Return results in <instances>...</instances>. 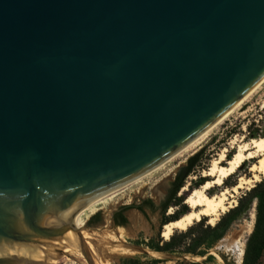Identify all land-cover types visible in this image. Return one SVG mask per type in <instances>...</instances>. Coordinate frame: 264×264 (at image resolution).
<instances>
[{
  "label": "water",
  "instance_id": "water-1",
  "mask_svg": "<svg viewBox=\"0 0 264 264\" xmlns=\"http://www.w3.org/2000/svg\"><path fill=\"white\" fill-rule=\"evenodd\" d=\"M263 76L264 0H0V264L69 259L81 210Z\"/></svg>",
  "mask_w": 264,
  "mask_h": 264
},
{
  "label": "rangeland",
  "instance_id": "rangeland-1",
  "mask_svg": "<svg viewBox=\"0 0 264 264\" xmlns=\"http://www.w3.org/2000/svg\"><path fill=\"white\" fill-rule=\"evenodd\" d=\"M261 137H264V85L247 103H245V105H243L242 109L238 110L232 117H230L221 126L218 132L214 134L208 140V142L205 143L203 147L199 150V151L201 150L204 151L203 167L205 169H202L200 170V172H196L195 174L189 176L185 182V186L181 189L178 196L187 197L189 193H191L195 188L198 187L196 184L200 180V177H205V179L207 180L213 179V177L206 176L205 173L207 170L210 169L213 161L219 158L221 152L223 153L224 150H226V156H225V165H226L229 156L230 155L233 156V154L237 151L238 145H241L242 143L243 144L248 143L250 142L251 139H258ZM190 157L180 160L175 164L173 163L163 172L158 173L155 177L148 180L147 181L148 183L146 182L145 185L142 184V185L133 186L130 189L112 198L107 199L105 203L101 204L99 206V209L97 210L98 213H101V219L98 221V223L92 225L88 224V221L95 214H97L96 212L95 214H91L89 218L86 220L85 227H88L89 230H91L92 228H96L95 231H101L107 228L108 229L110 228V230L113 231L116 229L114 232L116 234L119 233L116 235L117 237L121 234L120 228H124L125 233L123 234V239L126 244H132V245H137L136 244L137 241H142V240L149 241L151 238H157L159 235L165 240L162 234L163 220L165 217H170L175 212L177 213L181 209L180 206L172 205L165 214L162 213L160 208L157 209V211H152L149 207H145L146 214L142 213L138 209H130L126 212L128 218L127 229L126 227L123 226L116 227L111 222L112 214L114 210L119 209L123 205H130V204L139 205L142 204L143 201L146 199H152L159 207L167 199L169 195V189L172 183L174 182L180 169L185 165H187L188 159ZM250 166H251L250 161L244 163V165L235 174H233L230 178H228V180L225 181L224 187L232 188L234 185H236L239 182L242 175L246 177H251L253 173L250 171ZM199 174L201 176H199ZM261 179L263 180L264 176H262ZM163 181H165L164 182L165 184L164 186L161 187ZM260 181H258V183ZM258 183L257 182L254 183L253 186L245 185L246 186L244 187L245 189H241L240 192L236 195L235 198L236 201L233 207H230L225 213H223L214 224L216 225L228 211L238 206L240 204L241 199L244 198L245 202L248 203L244 212L241 214L240 218L232 225V227L227 232V234L210 251V254L216 256L218 264L243 263L247 240L250 234L254 230L255 221H256V208L258 203L257 199H247L249 198V196L247 197V194ZM159 186H160L159 189L161 190L159 191L160 195L158 196L155 195L153 190H155ZM220 190L221 188L217 186L211 189L209 193L210 195L218 194ZM183 204L187 205L185 202ZM187 207L190 210V207L188 205ZM182 215L184 214L182 213L181 216ZM204 218L206 224L214 226L213 224L210 223L209 217H204ZM187 230H175L173 234L185 233ZM141 246L145 247L148 250H152L143 244ZM135 254L141 255L138 252H135ZM128 255H133V254H128ZM151 255L153 254L151 253ZM222 255L224 256V258ZM153 256L159 257L157 255H153ZM186 256L188 257V259L199 258L197 260H201L200 257H192L190 255H186ZM70 258L65 259L59 264H81L74 256ZM166 260L168 264H175L178 261L173 259H166ZM119 261L114 260L112 264H118Z\"/></svg>",
  "mask_w": 264,
  "mask_h": 264
},
{
  "label": "bare ground",
  "instance_id": "bare-ground-1",
  "mask_svg": "<svg viewBox=\"0 0 264 264\" xmlns=\"http://www.w3.org/2000/svg\"><path fill=\"white\" fill-rule=\"evenodd\" d=\"M263 85L264 76L222 115L179 148L152 165L147 170L141 172L107 193L97 197L83 210H81L73 219L75 230H71L69 232L74 245L71 257L74 256L81 264H89L83 254L77 230L83 233V236L87 241L92 264H112V262L119 255L135 254L136 249L126 244L123 239V234L125 233L124 228H120L121 234L117 237L116 235L119 233L116 234L114 232L116 229L114 231L110 230V228L108 229L107 227V229L101 231H91L86 229V220L91 214H95L99 209V206L104 204L107 199L112 198L133 186L142 184L145 185L148 180L155 177L158 173L163 172L173 163L175 164L180 160L195 155L203 147V145L218 132L221 126L230 117H232L238 110L242 109L243 105H245V103H247L262 88ZM225 156L226 150H224L223 153L221 152L219 158L215 159L210 169L206 171L205 175L213 177V179L207 180L201 187L195 188L187 197L185 203L190 207V210L182 215L178 220L165 224L162 234L166 240L171 238L175 230H187L196 222L201 221L204 217H209L210 223L214 225L223 213H225L230 207H233L236 201V195L241 189H245V185L253 186L254 183H258L260 180L262 181L261 177L264 176V137L251 139L248 143L238 145L237 151L230 159L227 160L226 165ZM248 161L251 162L250 171L253 175L251 177L242 175L236 185L232 188H225V181L235 174L244 165V163ZM164 182L165 181H163L161 187L164 186ZM217 186L221 188L218 194L210 195L209 191ZM159 188L160 186L153 190L155 195H160L159 191L161 189ZM151 253L159 257H163L165 255L155 251H152Z\"/></svg>",
  "mask_w": 264,
  "mask_h": 264
},
{
  "label": "trees",
  "instance_id": "trees-1",
  "mask_svg": "<svg viewBox=\"0 0 264 264\" xmlns=\"http://www.w3.org/2000/svg\"><path fill=\"white\" fill-rule=\"evenodd\" d=\"M204 151L201 150L188 159L187 165L182 167L172 183L171 190L167 199L158 207L152 199H146L142 204H130L122 207V211L130 209H138L146 214L145 207H149L152 211L161 209L165 214L172 206H180L181 209L170 217H165L163 225L179 219L181 214L189 211L187 205L183 204L187 197L178 196L181 189L185 186V182L189 176L200 172L205 169L203 167ZM232 156H229V159ZM199 176H201L199 174ZM207 179L200 177L197 186L203 185ZM247 199H257L256 208V221L253 232L250 234L246 244V250L242 264H264V179L260 181L251 191L247 194ZM247 202L244 198L240 200V204L235 208L228 211L220 221L212 226L206 224L205 218L192 225L185 233L173 234L169 240H164L160 235L157 238H151L149 241H137V245H145L146 247L157 252H171L183 255H190L192 257H200L197 259H184L178 260L175 264H218L215 255L210 254L212 248L227 234L232 225L240 218L244 212ZM101 213L95 214L89 221H99ZM123 221L128 222L125 217L121 215ZM223 256V255H222ZM224 258V256H223ZM118 264H168L167 260L154 258L149 255L128 256L122 258Z\"/></svg>",
  "mask_w": 264,
  "mask_h": 264
},
{
  "label": "flooded vegetation",
  "instance_id": "flooded-vegetation-1",
  "mask_svg": "<svg viewBox=\"0 0 264 264\" xmlns=\"http://www.w3.org/2000/svg\"><path fill=\"white\" fill-rule=\"evenodd\" d=\"M171 187H172V185H171ZM171 187H170V189H169V192H170V190H171ZM123 206H125V205H123ZM123 206H121L119 209L114 210V212H113V214H112L111 222H112L116 227H120V226H128V222L125 223V222L123 221L122 217H121V215H122V216L125 217L126 220L128 221V218H127V215H126V212H127V211H122V207H123ZM100 218H101V216H100ZM96 223H98V221L95 222V221L93 220L92 223H91L90 225H92V224H96Z\"/></svg>",
  "mask_w": 264,
  "mask_h": 264
}]
</instances>
